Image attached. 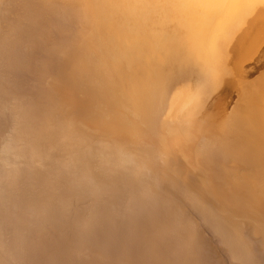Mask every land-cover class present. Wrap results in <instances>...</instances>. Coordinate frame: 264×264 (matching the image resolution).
I'll list each match as a JSON object with an SVG mask.
<instances>
[{"label": "rangeland", "instance_id": "obj_1", "mask_svg": "<svg viewBox=\"0 0 264 264\" xmlns=\"http://www.w3.org/2000/svg\"><path fill=\"white\" fill-rule=\"evenodd\" d=\"M252 13L230 44L250 32ZM88 20L58 0H0V264H264L252 208L226 203L228 189L200 197L218 182L209 154L229 116L264 76V33L244 56L221 53L229 73L193 123L210 139L174 156L135 154L47 95L59 78L51 63L92 32Z\"/></svg>", "mask_w": 264, "mask_h": 264}, {"label": "bare ground", "instance_id": "obj_2", "mask_svg": "<svg viewBox=\"0 0 264 264\" xmlns=\"http://www.w3.org/2000/svg\"><path fill=\"white\" fill-rule=\"evenodd\" d=\"M58 1L88 18L93 30L64 59L51 63L59 75L47 94L57 98L52 109L72 105L83 124L113 136L115 143L131 144L129 151L135 154L174 156L195 151V143L210 139L215 131L193 123L229 73L221 66V53L244 56L248 42L264 33L254 27L264 21V0ZM251 13L250 32L230 44L236 22ZM222 34L227 38L221 43ZM256 88L247 89L223 129L227 137L209 154L220 168L218 182L200 197L207 200L228 189L224 201L243 215L248 212L242 207L249 205L256 226L264 231V76ZM101 115H109L110 121L101 122ZM215 201L221 203L220 198Z\"/></svg>", "mask_w": 264, "mask_h": 264}]
</instances>
